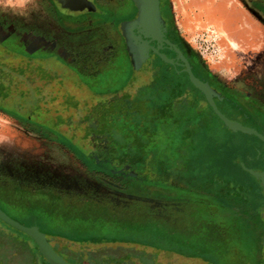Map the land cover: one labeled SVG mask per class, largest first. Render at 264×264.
<instances>
[{
  "label": "rangeland",
  "instance_id": "1",
  "mask_svg": "<svg viewBox=\"0 0 264 264\" xmlns=\"http://www.w3.org/2000/svg\"><path fill=\"white\" fill-rule=\"evenodd\" d=\"M45 2L52 7V2ZM166 2L173 28L191 62L222 92L264 121L263 92L257 83L254 82L256 89L251 95L237 90L236 82L250 72L242 55L234 51L229 35V31H235V19L230 14L234 7L250 13L243 19L248 28L264 31V0ZM18 3L0 0V41L11 50L36 56L57 55L97 92L122 89L132 80L149 82L156 76L148 69H135L125 50L120 22L136 16L130 0H99L105 16L78 18L76 26L69 21L68 26L48 6L42 8L46 23H39L36 8H19ZM107 10L115 13L118 20L110 23ZM82 11L74 10V13ZM24 12L27 14L22 21ZM27 25H39L48 34L26 35L21 26ZM253 52L258 56L257 50ZM135 88L140 90L141 83L135 84L132 92ZM105 102L110 103V98ZM204 105V113L210 116L203 124L202 136L208 138L205 143L191 140L190 146L189 143L184 146L182 136L158 141L157 150L167 146L170 155L164 176L152 171L153 166L149 165L141 164L127 171L98 161L93 165L60 137L0 110V137L32 146L25 159L0 156V210L24 226H38L72 264L251 261L255 251L253 213L261 211L250 205L231 208L201 195L199 188L211 173L198 165L197 158L208 152L213 142L233 145L254 141L251 136L228 131L220 120L210 115L205 102ZM124 119L117 117L112 123L125 130ZM200 131L197 127V133ZM159 161L162 157L156 162ZM242 169L248 168L242 164ZM231 175L258 184L257 179L240 171ZM254 190L259 192L260 188L256 186ZM21 236L20 231L0 220V264H27L24 247L15 241Z\"/></svg>",
  "mask_w": 264,
  "mask_h": 264
},
{
  "label": "trees",
  "instance_id": "2",
  "mask_svg": "<svg viewBox=\"0 0 264 264\" xmlns=\"http://www.w3.org/2000/svg\"><path fill=\"white\" fill-rule=\"evenodd\" d=\"M159 71L161 80L145 83L132 80L122 89L97 92L59 56H36L26 51H14L0 41V110L60 137L93 165H97L96 161L104 166L112 164L124 169L126 165L133 169L141 164L143 167L149 165L153 166L152 171L157 170L158 175L164 176L163 170L170 155L167 146L157 150L158 141L162 138L177 140L182 136L184 146L191 140L205 143L208 138L202 136L203 124L210 116L202 109L204 102L209 107L205 97L190 81H184L178 75L170 79V72L165 68ZM137 83H141L142 88H135L132 92ZM86 91L88 94L85 95ZM88 95L90 100L94 98L96 101H90ZM108 98L110 103L105 102ZM230 101L234 107L230 109L229 118L256 123V119L240 104ZM209 110L210 115L220 120L210 107ZM117 117L125 118V130L112 123V119ZM197 127L201 128L200 133H197ZM118 135H121L120 140ZM229 144L213 142L211 149L197 158L198 165L211 173L202 182L199 193L231 208L250 205L261 211L253 214L261 216L264 189L251 169H242L240 164L238 169L231 166L239 155L247 160L244 154L241 155L246 151L243 143ZM159 157L162 161L156 162ZM233 171L257 179L258 184L233 177ZM218 184L220 187L212 191ZM254 185L260 188L259 192L254 190ZM242 187L244 189H239ZM21 233L22 236L15 241L24 247L26 263L49 264L36 243Z\"/></svg>",
  "mask_w": 264,
  "mask_h": 264
},
{
  "label": "water",
  "instance_id": "3",
  "mask_svg": "<svg viewBox=\"0 0 264 264\" xmlns=\"http://www.w3.org/2000/svg\"><path fill=\"white\" fill-rule=\"evenodd\" d=\"M132 1L138 10L136 18L120 22L121 35L124 39L125 50L130 58L131 65L137 70L141 69L150 59L151 53H154L160 57L163 63L169 64L176 69L182 67L183 71L177 70L178 74L182 72L188 74L190 83L205 97L209 107L232 133L254 136L264 142V134L258 132L256 128L232 120L220 111L217 100L223 102L226 97L214 88L210 82L204 81L195 75L193 67L183 51L169 39L167 23L161 10V0ZM60 2L64 7L73 11L84 10L88 7L92 11L87 0H60ZM164 49L173 51L176 54V58H169L165 53L161 52ZM259 154L261 153L259 152ZM129 168H132V166H125L126 171ZM251 173L258 178L264 189V173L255 171H251ZM262 217L264 219V210L262 211ZM0 220L30 237L49 264H72L55 250L50 239L40 231L38 226H24L1 210Z\"/></svg>",
  "mask_w": 264,
  "mask_h": 264
},
{
  "label": "flooded vegetation",
  "instance_id": "4",
  "mask_svg": "<svg viewBox=\"0 0 264 264\" xmlns=\"http://www.w3.org/2000/svg\"><path fill=\"white\" fill-rule=\"evenodd\" d=\"M49 1L52 2V7L55 9L56 12H58L60 14L61 17H64L65 15H67L68 18H75V19L80 18L81 19V18H87L89 16L93 17L94 15L105 16L104 14L102 15V11H101V8H104L103 6H101L103 3H99V0H87L88 2L94 3L95 8H92V11L89 10L88 8H86L79 14L78 13L75 14L74 11H72L70 9H65L66 7H63L60 0H49ZM166 1L167 0H161V10H162L163 17L167 23L169 39L173 43L177 44L179 46V48L183 51L185 56L188 58L191 66L193 67V71H194L195 75L204 81L210 82L214 88H216L219 92H221L226 97V99L223 102H219L217 100V104H218V107L222 113L227 115L228 118L231 117L228 115L231 114L230 109H232L234 107L233 106L234 103H232L230 100H232V101H235V100L233 98H230L229 96H227L218 87H216L210 80H208L206 77H204L202 75V73L199 71V69L191 62L188 54L186 53L185 49L183 48L182 43L178 40L177 34L173 28L172 19L167 13V8H166L167 2ZM130 2L132 4H134L132 0H130ZM104 5H106V4H104ZM134 7L136 9V16H137L138 10H137L135 4H134ZM106 12H107L106 18H108L110 23H113V22L118 20L115 13L111 14L109 12V10H107ZM136 16H132V18L130 17V19H127V20L135 19ZM161 52L165 53L169 58H174V59L176 58V54L169 49L161 50ZM164 64L165 63L162 62V60L160 59V57L158 55L151 53L150 59L144 64L142 69H148L150 72H153L154 74H156V76L153 78L154 80L160 79L162 77L161 71H159V70L161 68H165L166 70H168L170 72V76H169L170 79L171 78L174 79L178 75L179 77H182L184 81H185V78H186V80L189 81V76L185 72L178 74L177 70L183 71L182 67H178L176 69L175 67H173L169 64H165V65ZM251 115L256 119V123H254V122L251 123V122H248L247 120L234 118V117H232L230 119L239 121L246 126L256 128L258 130V132L264 134V121H263V119L257 118L253 114H251ZM252 142L253 143L242 142L243 143L242 145L244 146V149L246 151L243 152L241 155L244 154V157H246L247 161H244L243 158L239 155L237 157V159L234 161V164H232L231 166L234 169H238L239 164L241 167H242V164H244L248 169H251V171L255 170V172L264 173V151H261L264 148V142H262L258 138H252ZM259 150L261 151V154L258 153ZM254 216L256 217L252 221V226L254 229V238H255L254 239V242H255L254 257L251 259V261H249L247 259L246 262H243L242 264H264V252H262V247L264 248V219H263L262 215L259 217V215L253 214V218H254Z\"/></svg>",
  "mask_w": 264,
  "mask_h": 264
},
{
  "label": "crops",
  "instance_id": "5",
  "mask_svg": "<svg viewBox=\"0 0 264 264\" xmlns=\"http://www.w3.org/2000/svg\"><path fill=\"white\" fill-rule=\"evenodd\" d=\"M12 4L18 3L20 4L19 8H36L38 13V19L39 23L44 22L46 23V12L42 8H46V6L50 7L49 4L45 2V0H10ZM90 3V8H95L94 3ZM64 7V6H63ZM11 8V7H10ZM53 8V7H50ZM89 8V7H88ZM225 8V7H223ZM248 11H244L243 9H239L237 7H234V9L231 10L230 14L232 17H234V32L229 31V35L231 37V43L234 47V51H237L239 55H242L241 57L245 59L247 62V68L250 72L249 76H245L236 82L235 85L238 86L237 90L241 93H245L246 95H251L252 93H255L256 86H254V82L257 83V88L262 89L261 92H263V101H264V31L262 29H258L257 32L255 29L248 28V24L243 21L244 18L249 17L247 14ZM27 13L24 12V17L22 18V21L25 20V15ZM64 20L68 21L71 25H77V21L79 22V19L75 18H68L67 15H65ZM242 18V19H241ZM51 19V16L48 18ZM13 23V22H10ZM14 24V23H13ZM240 24V25H239ZM47 25V24H46ZM20 26V25H19ZM24 27V34H30L34 33L35 35H47L48 31L43 30L39 28V25L37 26H21ZM238 27H243L245 29L244 34L238 35ZM257 50L258 56L254 55V52ZM260 86V88H259ZM31 145L26 144L24 142L17 141V143H14L13 141H10L9 139H6V136L0 137V156L4 159H11L13 157H17L20 159H25L27 150H31ZM24 151V153H23ZM32 151V150H31ZM35 153V151H33Z\"/></svg>",
  "mask_w": 264,
  "mask_h": 264
},
{
  "label": "bare ground",
  "instance_id": "6",
  "mask_svg": "<svg viewBox=\"0 0 264 264\" xmlns=\"http://www.w3.org/2000/svg\"><path fill=\"white\" fill-rule=\"evenodd\" d=\"M240 25V24H239ZM244 31H245V29H243V27H238V35L241 33V34H244ZM29 152H32L31 150L29 151V150H27V153H29ZM23 153H24V151H23ZM35 157V156H34Z\"/></svg>",
  "mask_w": 264,
  "mask_h": 264
}]
</instances>
